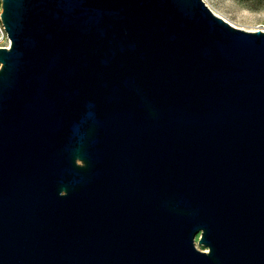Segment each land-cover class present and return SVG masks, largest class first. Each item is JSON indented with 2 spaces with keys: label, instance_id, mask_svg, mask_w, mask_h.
<instances>
[{
  "label": "water",
  "instance_id": "water-1",
  "mask_svg": "<svg viewBox=\"0 0 264 264\" xmlns=\"http://www.w3.org/2000/svg\"><path fill=\"white\" fill-rule=\"evenodd\" d=\"M1 7L0 264H264V30L203 0Z\"/></svg>",
  "mask_w": 264,
  "mask_h": 264
},
{
  "label": "rangeland",
  "instance_id": "rangeland-1",
  "mask_svg": "<svg viewBox=\"0 0 264 264\" xmlns=\"http://www.w3.org/2000/svg\"><path fill=\"white\" fill-rule=\"evenodd\" d=\"M208 7L232 25L247 29H264V0H205ZM0 44L3 41L0 40ZM195 237V242H197ZM200 249L203 245L196 244Z\"/></svg>",
  "mask_w": 264,
  "mask_h": 264
},
{
  "label": "built area",
  "instance_id": "built-area-1",
  "mask_svg": "<svg viewBox=\"0 0 264 264\" xmlns=\"http://www.w3.org/2000/svg\"><path fill=\"white\" fill-rule=\"evenodd\" d=\"M203 1H205V0H203ZM1 3H2V0H0V13L3 10L1 7ZM260 30H264V29H260ZM0 40L3 41V44H0V46L8 47L10 41L7 37L6 31L4 29V25H3L2 20H1V17H0Z\"/></svg>",
  "mask_w": 264,
  "mask_h": 264
}]
</instances>
